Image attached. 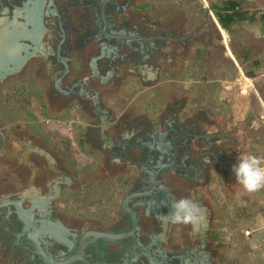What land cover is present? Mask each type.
Segmentation results:
<instances>
[{
    "label": "flooded vegetation",
    "instance_id": "1",
    "mask_svg": "<svg viewBox=\"0 0 264 264\" xmlns=\"http://www.w3.org/2000/svg\"><path fill=\"white\" fill-rule=\"evenodd\" d=\"M147 3L0 0V264H215L210 199L239 142L158 87L195 84V27ZM182 196L204 220L174 236L161 217Z\"/></svg>",
    "mask_w": 264,
    "mask_h": 264
},
{
    "label": "rangeland",
    "instance_id": "2",
    "mask_svg": "<svg viewBox=\"0 0 264 264\" xmlns=\"http://www.w3.org/2000/svg\"><path fill=\"white\" fill-rule=\"evenodd\" d=\"M137 1L138 3L145 2V0ZM195 1L197 0H150V3H147V5L149 9L151 8L153 20L168 23L173 20L177 21V19L178 21L183 20L182 17L187 14L190 15V10ZM204 1L207 0H198L195 2L196 9L200 8ZM222 1L224 0H217L216 2L219 4L222 3ZM237 1L241 4V8L248 12L247 16L249 17L231 25L228 30L229 33H225V36H212L211 42L213 44V52L215 56L218 57V62L229 71H231L230 67L234 65L231 61L233 55L235 59H237L238 56L243 64V72L245 75H248V68L259 67L260 71L254 79L256 83L254 85L255 90L250 88L247 93L246 85L243 84L244 96L240 97L238 93L239 84L232 85V87H230L233 91L235 90V96L233 93L230 95H227L229 93H225L226 98L222 99V97L218 95L221 90V84L212 82L213 80L208 79L206 76L204 81L199 82V87L197 88L201 94H196V97H199L206 89H209L208 92L211 94V100L196 101L198 99H195L196 105H194L193 102L189 104V106H191L190 108L199 110L206 118H212V116H214V118L219 119V123L230 122L228 125L229 127H225V130H234L232 134L239 142L235 143L233 139L228 141L231 146L227 148V153L228 156L230 155L232 158V167L236 163L237 157L241 154L254 153L258 156H264V20L261 15L264 9V0ZM186 20L187 22H184V24L181 22L183 24L182 34L187 33L195 27L190 17H187ZM208 27L209 28L205 30L206 32L207 30H211V26ZM195 39L199 40L197 37ZM201 40L200 38V41ZM200 54L201 57L203 55L206 57L204 52L197 50L196 55ZM246 55L249 57L248 60H244ZM254 59L258 61V66H255V63H253ZM212 62H214L213 59L206 63L204 59H199L200 64H206L207 66L212 64ZM189 65L190 68H192L193 64ZM195 65L197 66L198 62H196ZM162 70L164 69L162 68ZM197 70L198 68L195 69L196 73L194 79L197 77L200 78L202 75V71L198 70V72ZM195 86L194 83L184 84L183 82H179L171 84L169 82L162 83L158 87L161 88L162 92H170L174 94L175 97L179 96L178 98H186L189 97L187 93L188 90L192 88L195 89ZM227 86H229V84H227ZM155 88L156 86L149 90L154 91ZM223 90L226 89L224 88ZM233 98H236V100L234 99V101ZM191 99L192 98H190V100ZM214 108H219V110L215 109L217 111L211 112ZM242 132L245 133V138H243ZM245 143H252L253 145L255 143L258 145V148L262 150L259 149L260 151L256 152L253 146L250 144L246 146ZM85 154L86 152L84 149H79L73 145L71 153L73 167L78 168L81 166H79L80 163L82 164L87 161V159H90L89 156ZM76 157L77 159L79 158L78 161ZM77 171H83V169H78ZM77 171L76 173H78ZM103 173V185H105L103 187L106 189L111 187L117 188L120 182L118 180L119 177H112L109 171L103 170ZM118 187L121 190L124 189H122L123 186L121 187L119 185ZM229 192V194L227 193V199H223L222 196L220 201L213 198L210 199V203L215 211V224L212 231L213 242L210 246L211 251L216 256L215 264H261V258L264 255V228L258 230L256 239L246 237L244 230L248 228L247 225H249L250 222L253 224L255 216L264 213V189L249 193L245 191L242 186L236 182V178H234ZM177 229L178 226L175 225L172 230L174 236ZM259 238L261 240H258ZM251 257L253 261H251Z\"/></svg>",
    "mask_w": 264,
    "mask_h": 264
},
{
    "label": "crops",
    "instance_id": "3",
    "mask_svg": "<svg viewBox=\"0 0 264 264\" xmlns=\"http://www.w3.org/2000/svg\"><path fill=\"white\" fill-rule=\"evenodd\" d=\"M198 1V0H197ZM195 1V2H197ZM217 0H207L204 1V3L201 5L200 8L196 9L195 7V2L192 9L190 10V15L187 14L185 15L183 18V20H181V22H187L186 18L190 17V20H192V22H194L195 24V30L193 32V37H194V42L191 45L190 48H188V52H192L194 54V59H195V63L198 62V65L195 66V69L198 68L199 71H202V75L199 77H197L195 80V89L192 88L191 91L188 92L189 94V98H193L194 95L196 94H201L200 91L198 90L197 87H199V82L204 81V78H206V76L208 77V79H212L214 83H220L221 87H220V91L218 93V95L220 97H222V99L226 98V94L225 93H229L227 95H230L231 93H233V95L235 96L234 92L231 87L232 85H238L239 90V96L243 97V84L246 85V92L248 93V89L252 88L255 90V78L258 74V72L260 71L259 67H252V68H248L247 70V74L245 75L243 72V64L241 63V61L239 60L238 56L237 59L233 57L231 58L232 63L234 64L231 68V71L226 70L224 66H222V64L220 62H218L217 58L213 52V44L211 42V38L212 36H225V33L227 34L229 29H224L221 27V25L219 24V22L217 21L216 17H215V13H214V6L220 5L221 3L217 4L216 2ZM223 2V1H222ZM264 10V9H263ZM262 10V11H263ZM262 13V12H261ZM236 23V22H235ZM208 26H211V30H207V32L205 31L206 28H209ZM231 27V26H230ZM219 32V33H217ZM229 33V32H228ZM197 37V39L199 38V40H196L195 38ZM200 38L202 39L200 41ZM197 50H201L202 52L205 53L206 57L203 55L201 57L200 55H196ZM230 51V50H228ZM231 52V51H230ZM205 60L206 62H209V60H212L214 62H212V64L210 65H202L199 63V59ZM243 59V57H242ZM249 57L248 55L245 56L244 60H248ZM253 63H255V66H258L259 63L257 60H253ZM231 66V65H229ZM197 67V68H196ZM197 70V71H198ZM198 71V72H199ZM204 75V76H203ZM199 78V79H198ZM244 79V80H243ZM227 84H229V86H227ZM214 85V84H213ZM231 86V87H230ZM226 90H223V89ZM203 91V90H202ZM209 89H206L204 91V93L202 95H200L199 97H196L194 99H198L197 101H210L211 100V94L208 92ZM224 94V95H223ZM220 99V100H222ZM236 100V98H233V100ZM238 99V98H237ZM234 100V101H235ZM219 108H214L213 110H211V112H215ZM228 133H232L234 132V130H230V131H226ZM243 133V138L246 137L245 133ZM244 140V139H243ZM246 144V143H245ZM250 144L251 146H253L255 148L256 152H259L261 148H258V145L254 143V145L252 143H247ZM246 144V146H248ZM244 148V147H243ZM262 150V149H261ZM254 154V153H253ZM230 169L232 171V165L230 166ZM234 181V178H232L231 180H229V186H231V183ZM264 213L260 214L259 216H255V218L253 219V224L250 222L247 229L252 230V234L246 237H250L252 239H256L257 232L258 230L264 228ZM246 230V229H245ZM258 240H261L260 238ZM257 240V241H258ZM250 261V259H249ZM251 261H253V258L251 257ZM261 264H264V255L261 258Z\"/></svg>",
    "mask_w": 264,
    "mask_h": 264
},
{
    "label": "clouds",
    "instance_id": "4",
    "mask_svg": "<svg viewBox=\"0 0 264 264\" xmlns=\"http://www.w3.org/2000/svg\"><path fill=\"white\" fill-rule=\"evenodd\" d=\"M204 163H210L207 157ZM236 182L249 192L264 189V156L244 153L237 157L232 167ZM162 223L173 225H192L194 228L204 220V210L201 205L189 197L174 199L169 211L161 217Z\"/></svg>",
    "mask_w": 264,
    "mask_h": 264
},
{
    "label": "trees",
    "instance_id": "5",
    "mask_svg": "<svg viewBox=\"0 0 264 264\" xmlns=\"http://www.w3.org/2000/svg\"><path fill=\"white\" fill-rule=\"evenodd\" d=\"M214 10L217 21L224 29H229L235 22L249 17L237 0H224L220 5L214 6Z\"/></svg>",
    "mask_w": 264,
    "mask_h": 264
},
{
    "label": "built area",
    "instance_id": "6",
    "mask_svg": "<svg viewBox=\"0 0 264 264\" xmlns=\"http://www.w3.org/2000/svg\"><path fill=\"white\" fill-rule=\"evenodd\" d=\"M261 15H262L263 20H264V10L262 11ZM244 234H245L246 236H249V235L252 234V230L246 229V230H244Z\"/></svg>",
    "mask_w": 264,
    "mask_h": 264
},
{
    "label": "water",
    "instance_id": "7",
    "mask_svg": "<svg viewBox=\"0 0 264 264\" xmlns=\"http://www.w3.org/2000/svg\"><path fill=\"white\" fill-rule=\"evenodd\" d=\"M155 172H157V171H155ZM126 199H127V198H125V199L123 200V204H124V205H125V201H126ZM196 227H197V226H196ZM196 227H195V228H196ZM96 234L99 235V233H96ZM198 262H199V264H203L202 261H201L200 259H199ZM198 262H196V264H198Z\"/></svg>",
    "mask_w": 264,
    "mask_h": 264
}]
</instances>
